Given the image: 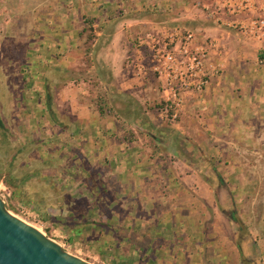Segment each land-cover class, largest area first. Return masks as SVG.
<instances>
[{"label": "crops", "instance_id": "obj_1", "mask_svg": "<svg viewBox=\"0 0 264 264\" xmlns=\"http://www.w3.org/2000/svg\"><path fill=\"white\" fill-rule=\"evenodd\" d=\"M0 4L6 15L1 42L19 44V34L29 32L26 47L35 49L34 22L41 15L40 31L51 47L47 31L57 14L51 0ZM58 9L64 31L72 17L94 16L97 52L108 54L101 62L107 78L100 82L108 110L93 107L86 96L70 102L82 135L79 158L120 164L109 171L116 185L87 183V177L80 186L73 182L77 191L67 195L60 240L82 243L77 255L94 264H264L253 244V220L242 211L264 159V31L242 27L264 17V0H59ZM20 16L33 22L20 25ZM150 29L162 36L192 32L198 44L210 47L211 82L186 94L176 121L155 117L161 83L154 73L138 72L135 57L129 58L139 54L133 35ZM108 31L113 39L102 44ZM37 78L28 79L33 89ZM226 222L232 236L223 231ZM230 240L235 245L229 249Z\"/></svg>", "mask_w": 264, "mask_h": 264}, {"label": "rangeland", "instance_id": "obj_2", "mask_svg": "<svg viewBox=\"0 0 264 264\" xmlns=\"http://www.w3.org/2000/svg\"><path fill=\"white\" fill-rule=\"evenodd\" d=\"M51 6L52 12L57 13L51 20V32L47 31L51 37V47L47 48L40 31L44 20L41 15L34 22L35 49L26 47L29 42L27 38L31 37L29 32L19 34L25 43L20 41L19 44H13L10 39L5 42L0 39V196L11 213L45 232L68 252L77 255L76 249L82 248L83 244L77 247L74 243L70 245L60 240L58 235L63 231L65 218L61 215L66 210L67 195L73 196L71 191L74 194L77 191L73 182L80 186V181L87 177V183L100 180V183L116 185L115 175L112 176L109 171L116 170L120 164L79 158L81 155L78 153H82V135L76 128V117L71 113L75 106L70 102L80 96L88 97L95 108H109L107 95L100 83L107 78V67H103L101 62H106L108 54L101 56L100 49L95 45L99 36L92 23L95 17L90 14L81 18L72 17V22L68 20V26L65 27L68 31H64L59 26L63 20L58 15L59 0H51ZM5 17L2 14L0 23L5 21ZM117 21L123 20L119 18ZM30 22H33L30 17L19 18V24L25 27ZM109 33L113 34L108 31L99 42L103 44L113 39L112 36L108 38ZM150 33L158 34L150 29L137 32L132 40L137 44L140 36ZM65 40L71 42V47L64 45L62 48L60 42L65 44ZM135 56L137 53H132L130 60ZM31 58L36 61L34 64ZM149 73L154 75L151 71ZM33 76L38 77L37 87H34L36 91L33 89V81L28 80ZM51 99L56 118L49 108ZM158 105L156 103L152 106L157 119L160 118ZM260 160L258 184L253 192L245 195L248 198L243 200L242 210L245 218L253 220V234L257 238L253 244H256V255L259 257L264 256V159ZM66 172H69L67 177ZM67 178L72 183L69 193L65 192ZM53 183L57 187L53 188ZM50 197L53 199L49 200ZM238 224L244 234L245 231L249 233V225L240 217ZM232 227L227 222L224 224L223 231L227 236L233 235ZM227 244L229 249L235 245L231 240ZM79 257L91 262L88 257Z\"/></svg>", "mask_w": 264, "mask_h": 264}, {"label": "built area", "instance_id": "obj_3", "mask_svg": "<svg viewBox=\"0 0 264 264\" xmlns=\"http://www.w3.org/2000/svg\"><path fill=\"white\" fill-rule=\"evenodd\" d=\"M242 2L247 3V0ZM242 29L250 33L264 31V17ZM136 47L139 53L135 56L138 72L151 71L161 83L163 100L158 109L160 117L167 121L178 120L186 94L202 92L211 82L208 68L210 47L198 44L192 32L166 36L150 33L140 36Z\"/></svg>", "mask_w": 264, "mask_h": 264}, {"label": "water", "instance_id": "obj_4", "mask_svg": "<svg viewBox=\"0 0 264 264\" xmlns=\"http://www.w3.org/2000/svg\"><path fill=\"white\" fill-rule=\"evenodd\" d=\"M0 264H93L15 216L0 196Z\"/></svg>", "mask_w": 264, "mask_h": 264}, {"label": "trees", "instance_id": "obj_5", "mask_svg": "<svg viewBox=\"0 0 264 264\" xmlns=\"http://www.w3.org/2000/svg\"><path fill=\"white\" fill-rule=\"evenodd\" d=\"M94 22H95V19H94ZM94 22H92L93 24H94ZM49 105H50V109H51V112L53 113V116H55V118H56V113L54 112V110H53V108H52V99H51V101L49 102ZM1 123V122H0ZM105 184V183H104Z\"/></svg>", "mask_w": 264, "mask_h": 264}, {"label": "flooded vegetation", "instance_id": "obj_6", "mask_svg": "<svg viewBox=\"0 0 264 264\" xmlns=\"http://www.w3.org/2000/svg\"><path fill=\"white\" fill-rule=\"evenodd\" d=\"M1 15H2V14H1V4H0V22H1Z\"/></svg>", "mask_w": 264, "mask_h": 264}, {"label": "bare ground", "instance_id": "obj_7", "mask_svg": "<svg viewBox=\"0 0 264 264\" xmlns=\"http://www.w3.org/2000/svg\"><path fill=\"white\" fill-rule=\"evenodd\" d=\"M16 216V215H15Z\"/></svg>", "mask_w": 264, "mask_h": 264}]
</instances>
